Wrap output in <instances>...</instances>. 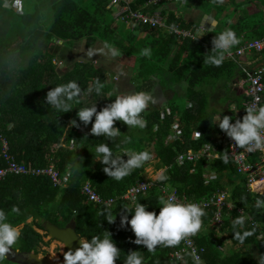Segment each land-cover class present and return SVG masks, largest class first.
<instances>
[{
  "label": "trees",
  "instance_id": "16d2710c",
  "mask_svg": "<svg viewBox=\"0 0 264 264\" xmlns=\"http://www.w3.org/2000/svg\"><path fill=\"white\" fill-rule=\"evenodd\" d=\"M5 1L0 0V170L8 168L2 155L4 139L18 165L43 168L52 162L61 174L70 172L67 186L61 188L54 187L47 176L8 172L0 180V208L9 213L15 226H21V237L12 251L38 252L46 236L43 234L46 233L45 221L60 227L73 221L76 232L84 239L102 236L105 230L109 231L121 250L116 264H125L130 251H139L144 257V264H193L188 255L191 251L182 253L183 261L170 257V252L183 247L184 240L176 247L158 246L155 252L135 244L136 237L130 226L121 227L120 222L124 215L131 219V213L125 210H134L129 201L118 199L111 206L98 205L88 202L81 192L83 183L90 181L103 199L124 195L138 179L145 177L146 168L151 166L154 171L163 170L167 180L160 182L156 179L151 189L140 195L137 202L157 214L162 196L174 193L181 201L184 202V198L189 202L200 201L219 192H230L232 208L223 209L224 223L219 229L224 232V239L241 250L230 256L222 252L226 248L211 221L215 208H204L206 215L202 228L191 237L203 264H254L258 256L264 261V193L251 191L247 177L237 173L232 161L225 163L222 156L227 149L223 140L212 146L216 158L208 159L202 155L196 162L176 163L178 153H203L206 147L211 146L213 134L223 132L215 119L217 115H227L225 110L228 109L220 105L211 106L209 95L212 86L223 82L221 87L229 89L232 83L241 79V75L244 76L237 65L227 58L219 67L205 62V55L212 50L210 44L213 38L222 30L232 29L240 39V44L234 48L247 40L264 38V0H198L202 7L208 4L215 7L214 17L220 18L222 13L224 16L220 29L208 35L200 32L194 39H178L149 22L139 25L132 22L133 27L128 28L124 21L114 19L109 0H29L31 2L23 3L22 11L5 8ZM146 1L134 0L130 6L140 10ZM186 3L161 1L143 9L152 13L159 8L168 25H178L197 34L199 21H188L178 13L182 4L187 6ZM248 3L254 4L250 13L245 8ZM46 11H52L50 26L41 23L42 14ZM101 43L103 46L109 44L121 53L120 57L114 58V65L106 66L96 59L82 57L72 61L70 53L64 51L75 44H83L86 50L95 49ZM143 49H150V55H142ZM57 60L62 62V67L58 66ZM254 61L259 64L258 67L264 66V49L254 54ZM121 71L128 79V91L123 90V94L150 92L157 102L150 104L142 113L147 121L144 129L130 128L117 121L114 126L120 130L121 136L109 141L107 137L91 134L92 124L85 126L76 113L81 107L96 104L99 111L112 103L115 96L121 93L116 87L111 90L110 83L114 84V78ZM96 79L104 85L102 93L89 94L87 89L93 86ZM72 80L77 81L83 90L80 102H72L74 109L61 113L47 105V92ZM166 82L183 92L176 93V89L166 88ZM168 91L171 94L166 97ZM160 92L169 101L163 108L157 99ZM245 93L243 102L250 99L246 86ZM239 99L240 96H234V100ZM187 103H190L189 107ZM239 104L238 107L242 108V101ZM242 116L230 115L233 123ZM73 119L77 120L79 127L70 126ZM174 123H177L178 129L173 131ZM88 128L90 132L86 131ZM171 132L180 134V139L169 140ZM197 132L200 135L194 139ZM129 138L131 143H123ZM63 139H66L67 145L70 140H75L76 147H61ZM101 143H108L117 155H122L124 148L147 150L151 159L142 168L116 181L108 177L103 172L104 165L95 160V146ZM79 163L81 174L73 173L72 165ZM212 172L214 177H210ZM160 186H166L168 192L162 193ZM13 206L20 208V214L11 212ZM238 210L247 212L258 227L252 226ZM110 218H115L111 224L108 223ZM245 232L251 235L241 243L238 237ZM12 262L8 259L4 261L5 264H16Z\"/></svg>",
  "mask_w": 264,
  "mask_h": 264
},
{
  "label": "clouds",
  "instance_id": "9594fccd",
  "mask_svg": "<svg viewBox=\"0 0 264 264\" xmlns=\"http://www.w3.org/2000/svg\"><path fill=\"white\" fill-rule=\"evenodd\" d=\"M219 2H222V0H219ZM4 7L10 10L22 11L23 0H6ZM208 22H210L211 28H215L218 23L215 20H208ZM212 44V50L205 55V62L219 67L223 64L225 58L232 54V49L240 44V39L234 30L225 29L213 38ZM104 48L107 50L105 54L110 57L115 58L121 55L118 49L109 44H105ZM97 54L99 53L94 49L86 51L87 58H92ZM141 54L145 56L150 55V49H143ZM123 75L124 73L121 71L117 79ZM103 88L104 85L99 79H96L93 86L87 89V92L89 94L94 92L96 95H100ZM82 91L78 82L72 80L66 84L52 87L47 92L45 101L47 105L54 107L57 111L67 113L74 109L72 102H80L79 98L82 95ZM156 102V97L150 92L132 91L116 95L112 103L107 104L99 111L96 104L90 107H81L77 111L76 116L85 126L89 123L92 124L91 134L98 137H107L109 141H112L121 136L120 130L114 126L117 121L123 122V124L130 128L144 129L147 126V121L142 116V113L146 111L150 104ZM245 112L246 114L242 119H237L234 123L232 122V117L227 115L221 117L220 115L218 127L225 132H222L221 140H223L225 146V135H227L235 142V145L239 149H243L249 153L254 150H264V105L254 103L248 106ZM93 117L95 118L94 122ZM70 126L79 127V124L76 119H73L70 121ZM174 126L176 128H173ZM177 129L178 125L174 123L172 130ZM174 134L177 133L172 132L169 136ZM197 134L200 135L198 132ZM177 135L179 138L175 140H179L181 137L180 134ZM123 143H131L130 138L123 141ZM60 146L72 148L70 143L67 145L66 139L65 141L63 139ZM208 148L213 156L207 158H216L217 154L213 150V147L209 146ZM124 156L127 157L126 160L123 159ZM228 157L229 155L225 153V163L228 162ZM150 159L151 154L147 150L135 151L130 148H124L123 154L117 155L114 154L108 143H101L95 146V160L104 165L103 172L116 181L129 176L133 170L142 168ZM80 169H82L81 163L72 165L73 173H80ZM154 179L163 182L167 180V176L161 170ZM254 192L264 193V190ZM225 193L229 195V201L230 192L227 191ZM159 204L160 210L158 214L155 211L146 210L147 206L140 202L135 203L134 210L125 209L127 213H131V219L127 215L122 216L120 221L121 227L130 226L136 237L134 240L135 244L143 245L149 252H155L157 247L161 245L176 247L182 240L196 235L201 230L203 217L206 213L204 208L199 204L181 202L174 195L168 197L162 196ZM20 211L18 206H13L11 209V212L14 214H20ZM245 213L246 215L242 216H245L248 220L247 212ZM114 220L115 218H110L108 223L111 224ZM237 223H242V221H238ZM249 235L251 233L245 232L243 236H239L238 238L243 243L244 238ZM20 237L21 231L18 226H15L11 222L9 213L0 208V264H4V261L7 260V255L12 252ZM120 253L121 250L111 238V233L105 230L102 236L95 235L90 239L80 238V247L78 249L74 252L69 250L64 253V264H116L120 258ZM188 255L192 258L193 264H203V261L195 251ZM176 259L183 261L184 256L181 253H177ZM125 264H144V257L139 251H130L126 255Z\"/></svg>",
  "mask_w": 264,
  "mask_h": 264
},
{
  "label": "built area",
  "instance_id": "2783aa9c",
  "mask_svg": "<svg viewBox=\"0 0 264 264\" xmlns=\"http://www.w3.org/2000/svg\"><path fill=\"white\" fill-rule=\"evenodd\" d=\"M161 1L169 2L172 0H148L145 3L144 7H147L149 5H158L161 3ZM178 1L185 2L186 0ZM129 4L130 0H109V7L113 9L114 19L116 21H124L126 27L128 28L133 27L132 22L136 23L137 25L149 22L151 25L166 29L168 33L176 35L178 39L187 37H191L194 39L198 34H200V25L198 27L197 34L192 33L191 30L181 29L176 25H168L160 9H156L152 13H147L142 10L132 11ZM204 31V28L201 27V33H203ZM210 48H213L212 43L210 44ZM263 49L264 38L247 40L239 47L232 49V54L226 57L227 59L234 62L241 73L244 75L242 77V83L245 84L247 93L250 97V99L244 104L246 109L248 108V106L253 105L254 103L264 105V68L253 67L249 62L251 60V56L254 53L261 52ZM248 58H250V60H248ZM173 128H176V126H174ZM225 136V146L227 147V151L225 153L229 155L228 161H232L235 164L236 171L239 174L247 177L248 185L251 191H259L261 187L262 190H260L263 191L264 185H260V187H257L259 189H254L253 184L256 182H261L264 179V150H254L250 153L246 152L243 149H239L231 138H229L227 135ZM178 138L179 136L177 134L168 137L169 140H175ZM2 141V155L3 158L7 161L6 164L8 168L6 167L0 170V179L4 178L8 172H11L17 175L47 176L51 180L54 187L67 186L70 180L69 171H67L65 174H61L53 163L43 168H28L24 164L18 165L9 153L8 142L4 139H2ZM73 144L74 141L71 140L70 146L73 147ZM225 153L223 154V159H225ZM202 155L206 157L213 156L211 155L209 148L207 147L205 148L203 153H195L193 151L178 153L176 156V163L179 165L183 164L184 162H196ZM154 181V178L138 179L124 195L109 199L101 198L89 181H85L83 183L81 192L88 202L94 204H104L106 206H111L115 204L118 199H122L129 201L133 206H135L138 197L140 195H145L147 191L154 185ZM159 189L162 193L168 192L166 186H160ZM172 195L176 196L174 193H172ZM228 198L229 195L227 193L221 192L219 194L212 195L209 198H203L200 201H194V203L199 204L203 208H210L213 206L215 208V212L211 221L215 226L222 227L224 223L223 209L225 207H228L229 209L232 208V205L228 201ZM184 202L186 203L187 201ZM238 212L241 215H246L244 210H238ZM247 217L252 226L258 227V224L254 220H252L250 216ZM191 237H188L183 241V247L180 250L170 252V257L176 259L177 253L182 254L186 251H195V253L199 256L194 239H192Z\"/></svg>",
  "mask_w": 264,
  "mask_h": 264
},
{
  "label": "rangeland",
  "instance_id": "374dc122",
  "mask_svg": "<svg viewBox=\"0 0 264 264\" xmlns=\"http://www.w3.org/2000/svg\"><path fill=\"white\" fill-rule=\"evenodd\" d=\"M26 1L28 2L29 0H23V3ZM6 2V1H5ZM31 2V1H29ZM187 3V6H185V8L187 7H190L191 9H195V8H199V10L201 11H205L207 13H210V12H214L213 10L215 9V7L212 5V4H208V5H205L204 7L200 6V3H198V0H188L186 1ZM199 6V7H197ZM250 4H247L246 7L248 9H250ZM252 8V6H251ZM251 10V9H250ZM206 13V14H207ZM51 19H52V11L50 12H43L42 14V21L41 23L45 26H50L51 24ZM201 25H200V32H201ZM83 44H75L74 46H72V48L70 50H68V48H66L64 51L65 52H68L70 53L69 55L72 56V61L76 60V59H79L80 57L82 58H85V59H96L97 61L99 62H102V64L108 66V65H114L115 62H114V58L113 57H110L108 55H106V49L104 48L103 44L101 43L100 46H98L97 48H95L94 50H96L99 54L97 55H94L92 58H87L86 57V49L83 48ZM120 57V55H119ZM114 62V63H113ZM57 63H58V66L59 67H62V62H59L57 60ZM120 67L122 68V66L120 65ZM114 69H115V66H114ZM117 76H120V74H117ZM117 76L116 78H114V84L113 83H110L111 85V90H113L115 87L118 89V91L122 93L123 90L126 89L127 85H128V79H126V74L124 73L123 76H121V78L117 79ZM167 83V82H166ZM166 88H171V89H176V93H182L183 90L180 89V88H177V86L171 84V83H167ZM128 91V89H126ZM221 90V91H220ZM155 91L157 92V89H155ZM170 92L168 91L167 94H166V97L167 96H170ZM226 93L223 91V89H219V87L214 90L213 92V98H220L222 95H225ZM160 102H164L163 103V106L168 104L169 101H166L165 100V95H163L161 92L159 93V96L157 98ZM182 103H184L183 101H180ZM213 104H215V101H213ZM217 104V103H216ZM162 105V104H160ZM87 132H90V128L86 129ZM172 134V132H171ZM76 147V141L74 140V144H73V147L74 148ZM152 151V149L150 150ZM152 157H154V153L152 154ZM160 171H154V168L151 167V166H148L146 168V174H145V178H156L157 176V173H159ZM215 176V173L212 172L210 173V177H214ZM30 221V219L28 220V222ZM21 226H19L18 228L20 229ZM216 233L218 236H220L221 234L223 235L224 232L221 231L219 228L221 227H217L216 226ZM40 233H43L42 230H39L37 229ZM63 249H64V246L59 242V241H56V240H49L48 237H44V240H43V243L39 246L38 248V253L40 256H45V257H48L52 262L54 263H58V264H64V257H63ZM239 251L241 250V248L238 249ZM225 255L227 256H230L232 255L234 252H231L228 248H226L224 251H222ZM236 255V253H234ZM5 264V263H4ZM7 264V263H6Z\"/></svg>",
  "mask_w": 264,
  "mask_h": 264
},
{
  "label": "crops",
  "instance_id": "0c3cea01",
  "mask_svg": "<svg viewBox=\"0 0 264 264\" xmlns=\"http://www.w3.org/2000/svg\"><path fill=\"white\" fill-rule=\"evenodd\" d=\"M134 0H130V4L133 2ZM148 1V0H147ZM146 1V2H147ZM130 4H129V6H130ZM248 4H250L251 6H252V8H253V3H248ZM144 5L145 4H143V8H146V7H144ZM184 4H182V6L180 7L181 9L178 11V13H180L181 14V16L184 18V19H187L188 21H196V20H198L199 21V25H201L203 28H204V32L203 33H201V34H203V35H208V33L209 32H211V31H217L218 29H220L221 28V24H222V17L224 16V13H222V16L220 17V18H216V17H214V16H216V10L214 9L213 11V13L212 12H210V13H207V14H205V13H203V11H201V10H199V8H195V9H191L190 7H187V8H185V6H183ZM258 5H260L259 3H258ZM149 6H152V5H149ZM149 6H147V7H149ZM251 6H250V9L252 10V8H251ZM130 8H131V6H130ZM143 8H139L140 10H142V11H144V9ZM245 8L248 10V12L250 13L251 11H249L250 9H248L247 7H246V5H245ZM261 8H262V6H261ZM132 9V8H131ZM156 9H159V8H156ZM155 9V10H156ZM138 10V9H137ZM136 9H132V11H137ZM154 10V11H155ZM232 10V7H230L229 8V11H231ZM144 12H147L148 13V11H144ZM162 12V11H161ZM205 15H207L208 16V18H205ZM213 18L215 21H217L218 23H217V26L215 27V28H212V30H210V29H206V25L205 24H203L202 25V21H204V20H206V21H204V23L205 22H207L208 21V19L209 18ZM194 24H196V23H193L192 25H194ZM177 27H179L178 25H176ZM180 28V27H179ZM208 28H211V26L209 25V27ZM182 29V28H181ZM166 30V29H165ZM167 31V30H166ZM168 32V31H167ZM170 34V33H169ZM255 54V53H254ZM254 54L251 56V60H250V58H248V60H250L249 62H250V64L253 66V67H258L257 65H259V64H256L255 63V61H254ZM263 68H264V66H262ZM222 84H223V82H219V83H217V86H212V88H211V90H210V95H209V100H210V103H211V106L212 105H220V106H224V107H226L228 110H225V113L228 115V116H230V115H234V117L236 116V117H238V116H242V114H246V112L244 111V103L245 102H243L244 100H242V98H245L246 97V93H245V84L244 83H242V75H241V79H239L238 80V82L237 83H232L230 86L232 87H230L229 89H227V88H225V87H221L222 86ZM216 87L218 88L219 87V89H223V91L226 93L225 95H222L220 98H213L212 96H213V92H214V90L216 89ZM221 91V90H220ZM242 93H243V95H242ZM235 95H237V96H240V99L239 100H234V96ZM245 96V97H244ZM165 100H166V97H165ZM213 101H215V104H213ZM239 101L241 102L242 101V104H243V107L242 108H239L238 106H240L241 104H239ZM163 103L164 102H160L159 101V105L160 104H162V106H161V108H163L164 106H163ZM217 103V104H216ZM190 103H187V107H189L190 105H189ZM214 107V106H213ZM243 117V116H242ZM241 117V118H242ZM218 118H219V115H217V117H216V119H215V122L217 123L218 122ZM223 133H225L224 131H223ZM199 137V135L198 134H194V139H197ZM222 139V137H221V134H213V137H212V140H211V146H213V147H215L214 145L216 144V143H218L220 140ZM219 193H221V192H219ZM218 193V194H219ZM206 198V197H205ZM201 199H203V198H201ZM200 199V200H201ZM183 200L184 201H188V199H184L183 198ZM189 202H194V200L193 201H189ZM218 236V235H217ZM218 237H220V238H222V242H223V245L225 246V248H228L231 252H234V253H239L240 251L238 250L239 248H238V246L237 245H232V244H230L228 241H227V239H224L225 238V236H223V235H220V236H218ZM224 249V247H222L221 248V250H223ZM244 249H246V248H244ZM254 264H264V261H263V259L261 258V257H257L256 258V261L254 262Z\"/></svg>",
  "mask_w": 264,
  "mask_h": 264
},
{
  "label": "water",
  "instance_id": "95a60500",
  "mask_svg": "<svg viewBox=\"0 0 264 264\" xmlns=\"http://www.w3.org/2000/svg\"><path fill=\"white\" fill-rule=\"evenodd\" d=\"M205 18H208V16L205 15ZM208 20L214 19L210 17ZM204 21H202V25L205 24L206 29L212 30V28H208L210 22L207 21L204 23ZM44 228L49 238L59 241L64 246L63 254L69 250L74 252L80 247V238L82 237L76 232V225L73 221L63 227L57 226L50 221H45ZM12 254L13 252L8 254L7 259L20 264H55L48 257L40 256L38 253L32 251L20 254L15 253V256Z\"/></svg>",
  "mask_w": 264,
  "mask_h": 264
},
{
  "label": "flooded vegetation",
  "instance_id": "af4514ba",
  "mask_svg": "<svg viewBox=\"0 0 264 264\" xmlns=\"http://www.w3.org/2000/svg\"><path fill=\"white\" fill-rule=\"evenodd\" d=\"M43 234H46V236L45 237H48V234L47 233H43ZM49 238V237H48ZM49 240H55V239H51V238H49ZM57 241V240H56ZM13 252V256H15L16 254L15 253H18V254H20V253H25V252H21V251H17V250H15V251H12ZM32 252H34V251H32ZM35 253H38V252H35ZM39 254V253H38ZM63 257H64V255H63ZM10 261V260H9ZM12 262V261H11ZM12 263H16V264H20V263H17V262H12ZM54 263V262H53ZM55 264H58V263H55Z\"/></svg>",
  "mask_w": 264,
  "mask_h": 264
},
{
  "label": "bare ground",
  "instance_id": "6f19581e",
  "mask_svg": "<svg viewBox=\"0 0 264 264\" xmlns=\"http://www.w3.org/2000/svg\"><path fill=\"white\" fill-rule=\"evenodd\" d=\"M260 185H264V179L261 181V182H256V183H254L253 184V187H254V189L255 188H257V187H260ZM257 189H259V188H257ZM261 190H262V187L260 188ZM260 189H259V191H260Z\"/></svg>",
  "mask_w": 264,
  "mask_h": 264
}]
</instances>
